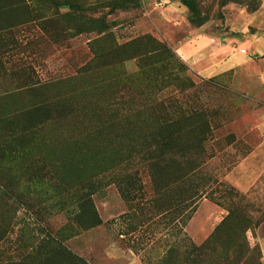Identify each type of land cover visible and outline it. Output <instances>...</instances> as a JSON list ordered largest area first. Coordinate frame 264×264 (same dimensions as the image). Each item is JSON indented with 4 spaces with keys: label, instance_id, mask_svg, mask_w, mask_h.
Returning a JSON list of instances; mask_svg holds the SVG:
<instances>
[{
    "label": "rangeland",
    "instance_id": "rangeland-1",
    "mask_svg": "<svg viewBox=\"0 0 264 264\" xmlns=\"http://www.w3.org/2000/svg\"><path fill=\"white\" fill-rule=\"evenodd\" d=\"M194 2L211 29L227 21L264 39V0ZM194 26L180 0H0V264H69L68 251L87 264H264V142L255 126L264 100L234 88L231 71L202 77L181 60L159 86L134 59L121 60L119 45L141 35L175 51ZM261 57L248 68H264ZM157 101L200 111L208 130L202 153L161 169L162 205L139 206L119 179L136 169L144 198L151 184L142 168L119 163L135 127L118 120ZM188 186L196 194L181 226ZM87 194L99 220L88 228L79 216Z\"/></svg>",
    "mask_w": 264,
    "mask_h": 264
},
{
    "label": "trees",
    "instance_id": "trees-1",
    "mask_svg": "<svg viewBox=\"0 0 264 264\" xmlns=\"http://www.w3.org/2000/svg\"><path fill=\"white\" fill-rule=\"evenodd\" d=\"M180 1L188 11V21L196 26L201 24L202 18L196 12L194 0ZM257 6L255 5L248 9L253 11ZM118 48H122V50H119L123 54L121 55L122 61L134 59L136 61L137 72L141 76H144V78H151L152 84L159 83V86L166 85L165 80L171 79V71L174 68L180 70L185 66L181 59L176 63L171 60L172 56L175 55V51L167 44L149 35L138 36L127 43L119 45ZM125 51L127 54H124ZM121 60L119 59V61ZM144 116L146 118L145 121ZM195 117L199 119V123L193 124L191 123V119ZM118 122H131L132 126L135 127L133 137L120 147L121 155L119 163L135 164L147 172L152 195L148 196V198L143 197L145 193L142 191L143 187L139 182L136 169L132 173L122 175L119 179L118 182L123 186L122 191L126 195H129L130 190L138 193L141 199L138 203L139 206L149 203L151 206L159 207L162 205V195L166 187V183L161 179V169L168 161L176 159L178 156L184 155L190 157L202 153L204 150L202 142L206 139L204 133L208 130L205 116L200 111H190L184 114L178 107H172L170 110H167L161 102L157 101V103H151L146 107H135L132 113L122 115ZM183 122L185 123L184 125L181 124ZM182 134H187V140L179 142L177 138ZM192 170V167L186 169L180 178L187 180V174H190ZM195 194L191 191L190 186L183 189V196L180 200L184 208L181 213V226H184L190 217L188 210L185 208L187 207V202L192 201ZM84 200L86 202L80 208L79 216L81 217L83 227L88 228L98 224L99 220L88 194ZM230 215V210H227L225 218L227 219ZM224 219L214 228L212 234L218 231L219 227L225 223ZM183 237H185L184 234ZM51 243H53L52 247L54 249L58 248V243L52 240ZM204 244L205 241L193 248L195 251H200L201 253L204 250ZM195 257L198 256L196 255ZM182 258L184 259L183 262L194 261L188 258L185 251ZM66 261L69 264H87L69 251L66 253Z\"/></svg>",
    "mask_w": 264,
    "mask_h": 264
},
{
    "label": "crops",
    "instance_id": "crops-1",
    "mask_svg": "<svg viewBox=\"0 0 264 264\" xmlns=\"http://www.w3.org/2000/svg\"><path fill=\"white\" fill-rule=\"evenodd\" d=\"M255 13V12H254ZM246 21V17H244ZM210 22L204 20L192 27L174 43V50L179 58L197 75L211 77L231 71V85L245 94L258 95L264 100V68L250 70L254 53L261 54L264 60V39L256 33H245L243 28L232 26L224 21L226 31L211 29ZM233 33H232V32ZM240 81V82H239ZM260 129L259 144L264 142V113L255 124ZM199 232H196L198 237Z\"/></svg>",
    "mask_w": 264,
    "mask_h": 264
}]
</instances>
